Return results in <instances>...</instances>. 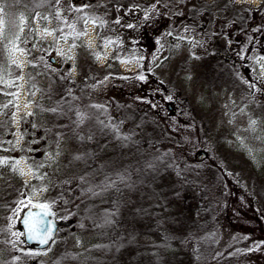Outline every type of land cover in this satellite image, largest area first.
Returning <instances> with one entry per match:
<instances>
[{"label": "trees", "instance_id": "1", "mask_svg": "<svg viewBox=\"0 0 264 264\" xmlns=\"http://www.w3.org/2000/svg\"><path fill=\"white\" fill-rule=\"evenodd\" d=\"M78 2L80 13L90 10L82 8L83 3H98L112 10L111 0H66V5L74 8ZM220 2L223 4L219 15L210 11L211 6L206 3L192 7L186 15L177 11L182 0H172L170 5L162 3L164 8L173 10L146 32L150 37L157 31L180 34L193 29L202 39L214 40L210 49L193 62L186 58L178 63L180 69L196 73L210 86L238 78L242 71L239 63L254 60L255 54L264 51V5L262 9L238 12L229 11L225 0ZM59 36L56 33L55 39ZM138 68L146 79H135L133 85L123 88L120 94L123 92L127 100L114 105L93 96L91 90L100 80L116 75V68H97L87 61L85 78L74 82L68 73L61 77L60 96L43 106L44 124L39 127L38 138L50 147L63 140L55 173L63 208L53 204L51 209L55 213L63 211L61 218L69 221V234L86 235L88 241L77 248L75 240L68 242L65 238L46 261L24 255V251L32 249L25 245L15 253V264H264V220L256 214L245 190L225 177L215 181L213 172V177H199L201 171L191 162L194 176L188 173L185 159L199 164L195 152L201 148V120L205 122V117L198 118L183 99L175 103L167 98L172 97L171 90L179 83L177 77L162 83L141 64ZM198 69L200 73L196 72ZM204 101L202 111H206ZM92 104L104 105L107 111L97 115L92 124L95 137L87 144L75 139L74 110L96 113L89 107ZM58 106H62L64 114L51 111ZM70 106L73 110H68ZM117 114L127 117L122 131L135 129L137 144L122 147L101 128L99 121L110 117L119 120L113 116ZM87 124L86 120L75 131L84 135L81 130H86ZM166 152L170 153L168 159L186 169L181 175L171 167L155 175V179L153 173L140 175L136 171L146 167L157 153ZM205 159L210 161L211 157L201 158ZM133 170L137 172L135 176ZM125 172L137 183L123 188V194L114 190L101 195L84 193L88 185L82 177L95 185L106 176L115 178ZM23 195L26 193H21L15 183L11 195L0 194V217L4 216L3 211L12 212L16 223L20 213L16 209H22L18 202L24 200ZM7 198L13 200L12 210L7 207Z\"/></svg>", "mask_w": 264, "mask_h": 264}, {"label": "rangeland", "instance_id": "2", "mask_svg": "<svg viewBox=\"0 0 264 264\" xmlns=\"http://www.w3.org/2000/svg\"><path fill=\"white\" fill-rule=\"evenodd\" d=\"M182 1L183 4L177 6L181 15H186L192 7H197L200 3L210 5V11L219 15L223 4L220 0ZM225 1L230 7L229 11L238 12L243 9L258 10L264 5V0L259 7L245 2L238 4L235 0ZM38 2L39 0H20L16 4L15 0H0V5H10L5 7L0 17L5 20L7 28L11 27L9 21L14 22L16 27L13 31L20 37L19 40L14 39L13 31H9L8 40L0 42V64L4 66L6 73H13L12 77L5 75L4 81H0V103L13 99L4 95V92L19 91L16 98L19 109L9 108L6 110L8 116L0 115V141L4 142L0 144V159H21L19 169L24 172L21 175L19 170H13L10 165H0V190L3 181L12 180L19 185L21 193H26L27 202L48 203L51 206L55 204L63 208L58 198L59 183L55 178L63 140L54 147L43 143V138L39 140L37 132L44 124L43 106L60 96V79L63 75L68 73L74 82L86 77L87 61L97 68L117 69L116 75L108 76L95 84V88L91 90L93 96L101 97L105 103L112 105L124 102L127 98L123 96V92L120 94V91L133 85L140 74L138 66L141 64L159 82L166 83L169 79L177 77L179 83L171 90V101L180 103L183 99L187 108L193 107L190 110L194 109L198 118L202 115L206 119L205 122L201 120V148L195 152V160L199 164L185 159L188 173H194V168L190 167L191 162L201 171L199 177H213V172L216 174L215 181L219 177H225L233 185L243 188L254 203L256 214L264 220V51L255 54L254 60L245 61L243 65L239 63L242 71L238 78H227L210 86L196 73L188 74L187 70L180 69L178 63L186 58L193 62L200 53L210 49L214 40L202 39L198 31L193 29L180 34L171 32V35L165 31H157L149 37L146 32L152 29L157 21L168 17L173 10L158 5L157 11L148 13L149 19L145 20L143 9L155 3V0H111V11L97 3L89 5L88 12L81 13L77 12L81 7L79 2L73 4L74 8H68L66 0H59V3L49 0L43 7H37ZM84 5L83 3L82 6ZM37 13L40 17L47 16L48 19L38 18ZM56 13H59V17ZM85 17L88 19L87 24L82 19ZM117 20L119 23H116ZM129 24L133 27H127ZM71 25H74L75 29L70 27ZM45 29L52 32V35ZM81 29H86L87 34L75 39ZM56 33L61 34L57 39ZM91 33L94 34L93 45L88 36ZM109 40L115 43L106 44ZM219 41L225 40L221 38ZM73 43L76 47H71ZM19 49L25 51L21 52ZM97 54L99 59L96 58ZM50 57L54 58L55 63L50 62ZM117 59L136 61L137 70L132 73L122 72ZM13 60L17 63L19 60L23 61L21 68H16L12 64ZM200 71L198 69L196 72ZM15 76L24 77L16 82L18 87H5V81L11 84ZM29 78L31 84L28 83ZM245 80L256 83L259 91L251 90L248 84L243 82ZM29 90L34 93L30 97L27 95ZM185 98L190 102L187 103ZM29 99L32 103L25 107ZM202 100H205L206 111L200 108ZM13 111H16L14 119L10 118ZM29 112L34 115L28 116ZM113 116L121 118L122 115ZM250 119L259 122L255 132L247 131ZM29 136L32 137L31 140L27 139ZM75 139L80 140L77 136ZM241 139L245 146H241ZM7 141H12L13 144H8ZM90 141L84 142L89 144ZM35 146V151H29ZM206 155L211 157V162L207 159L201 160ZM29 163L43 167H33L30 172L27 167ZM136 173L133 170V176ZM192 173L191 177L194 176ZM62 214V210L56 213L58 221L62 220ZM58 229L54 235L56 242L51 245V250L45 252L42 249L41 254L35 258L41 261L50 259L65 238L68 242H71L70 239L75 240L77 248L88 241L86 235L69 234L67 226L61 225ZM14 232L21 230L15 225L0 229V262L3 264H15V253L25 246L15 243L16 237L12 235Z\"/></svg>", "mask_w": 264, "mask_h": 264}, {"label": "snow or ice", "instance_id": "3", "mask_svg": "<svg viewBox=\"0 0 264 264\" xmlns=\"http://www.w3.org/2000/svg\"><path fill=\"white\" fill-rule=\"evenodd\" d=\"M20 0H15V3L18 4ZM49 0H39L37 7H43L45 3H48ZM56 3H59V0H55ZM167 3L171 4L172 0H155V3L150 5L148 8L143 9L145 11V16L144 19L147 20L149 19V14L150 12H155L157 11L158 5H161L162 3ZM10 5H0V13L4 12L5 7H8ZM89 7V5H84L82 8ZM81 10V9H78ZM242 11H250V9H243ZM38 18H42L44 20H47L48 17H40V14H36ZM57 17H59V13H56ZM84 23H88V19L82 18ZM116 23H119L117 20ZM8 24L11 25L10 28L6 27V22L3 19V17H0V42L8 40V35L7 33L9 31H13L15 29L16 25L14 22L9 21ZM70 27H73L75 29L74 25H71ZM127 27L132 28L133 25L129 24ZM22 31V29H21ZM46 32H48L49 35H52V32L48 31L45 29ZM62 31V29H61ZM86 29H81L79 32H77L75 39H78L79 36L86 35ZM168 35H171L169 32ZM13 36L14 39L19 40L20 37L15 34L13 31ZM115 43L114 41H106V44H111ZM71 47H76V44L73 43ZM19 51L24 52V49H19ZM71 58V57H69ZM97 59H99V54H97ZM242 59H246V57H242ZM126 62V61H122ZM31 63V62H29ZM139 63V62H138ZM12 64L16 68H21V64L17 63L15 60L12 61ZM5 75L12 77L13 73L11 71H8L7 73L5 72L4 66L0 64V81H4ZM23 76H15L12 79V83L9 84L5 81V87H12L13 85H16L18 87V84H16L17 81L23 80ZM107 79V77L105 78ZM136 79L144 81L146 79V76L144 73L139 74ZM244 83H247L249 88L253 91H259L257 89L256 83H252L250 81H243ZM29 84H31V78H29L28 81ZM34 87V86H33ZM6 96H11L13 99H10L6 102L0 103V115H5L8 116L9 113L6 111L9 108H13L18 110L19 109V104L17 102L18 96H19V91H12V92H4L3 93ZM34 93L29 90L27 92V95L30 97ZM69 94H71V90H69ZM169 100L172 99L171 96L167 97ZM147 102V101H145ZM32 101L29 99L25 103V107H28ZM39 107V105H37ZM89 107L96 109V113H88L86 111H82L80 109L74 110L75 114V119L73 120V125L75 126L74 132L75 135L83 142V141H88L92 140L95 137V130L92 128L93 122L96 120V117L99 113L101 112H106L107 109L104 105H97V104H92ZM68 110H73L71 106L69 107ZM52 112L54 113H61L64 114V109L62 106H58L57 108L51 109ZM28 116L34 115V113L29 112L27 113ZM16 117V111L11 112L10 118H15ZM127 117L120 118L119 120H116L115 118H109L107 121L101 120L99 121L101 128L105 130L106 132H110L113 137L121 144V146H129V145H134L137 144L138 141L134 139L136 136V131L135 129H129V130H124L122 131V128L125 124ZM21 120H23V117H21ZM88 121V124L86 126V130L82 129L81 131H85L84 135H81L79 131H75V129H79L80 125L85 124V121ZM259 122L255 120L250 119V126L247 129L249 132H255L257 129ZM142 125H137V127H141ZM35 127V125H34ZM22 136L24 133L21 134ZM59 137H57V140L59 141ZM238 139H240L238 137ZM4 143L3 141H0V144ZM8 144H13L12 141H7ZM241 146H245L243 140H240ZM150 147H154V144H150ZM7 151L8 149H4ZM20 151H24V149H20ZM29 151H35V149H30ZM249 151H251L249 149ZM170 153L166 152L163 153L162 155L157 153L153 157L151 161L146 162V167L144 168H139L136 169L137 172H139L140 175H143L145 172H150L153 173V179H155V175H159L162 170H166L167 168H173L174 170L177 171L178 175H181L183 171L186 169L182 168L178 164H176L173 160L168 159V156ZM81 157H77V159H80ZM31 159V158H29ZM21 163V159L15 158V157H6L3 159H0V165H10L13 170H19L20 174L23 175L24 172L22 169H19V165ZM27 167L29 168V171L31 172L33 167H43V165H32V164H27ZM82 181L84 184L88 185L86 189H84V193H90L91 195H101L104 192H107L109 190H114L116 193L123 194V188H131L134 187L137 181L132 180L131 174L129 172L125 173H119L115 178L113 177H105L99 184L93 185L91 181L88 180L87 177H82ZM123 186V187H121ZM178 195V193H177ZM19 205H22L24 208H31V209H38L39 211H27L24 216L22 217V222L25 227V231L23 232H14L12 233L13 236L16 237V244H22V245H27V244H35L37 247L35 249H27L24 251V255H29V256H36L41 254V250L43 249L45 252L51 250V245L55 244V239H54V233L58 232L59 229L56 228L54 222L50 217L54 215L53 211L51 210V204L48 203H31L28 201L27 203L23 200L18 202ZM21 208H17V214L21 211ZM106 223H110L109 220L106 219ZM23 238V239H21ZM45 246H48L45 248Z\"/></svg>", "mask_w": 264, "mask_h": 264}, {"label": "flooded vegetation", "instance_id": "4", "mask_svg": "<svg viewBox=\"0 0 264 264\" xmlns=\"http://www.w3.org/2000/svg\"><path fill=\"white\" fill-rule=\"evenodd\" d=\"M248 62V61H247ZM243 65V64H242ZM38 134H39V131L37 132ZM28 140H31L32 139V137H28L27 138ZM32 146H34V145H32ZM36 148V146L33 148V149H35ZM24 177V176H23ZM1 187H2V189L0 190V194H6L7 193V195H11V193H12V189H13V181L12 180H5V181H3L2 182V184H1ZM10 197V196H9ZM23 198H24V200L23 201H25L26 203H27V201H26V196L25 195H23ZM7 207H8V209H10V210H12L13 209V200L10 198V199H8L7 198ZM25 208L22 206V210L20 211V213H19V216H18V218L16 219V223H15V218H14V216H13V213L12 212H10V213H8V214H6L4 211L2 212V213H4L3 215V217H0V229H5V228H10V227H13L14 225L18 228V229H21V225H20V223H19V217H20V215H21V213H22V211L24 210ZM53 210V209H52ZM54 211V210H53Z\"/></svg>", "mask_w": 264, "mask_h": 264}, {"label": "water", "instance_id": "5", "mask_svg": "<svg viewBox=\"0 0 264 264\" xmlns=\"http://www.w3.org/2000/svg\"><path fill=\"white\" fill-rule=\"evenodd\" d=\"M49 60H50V62L55 63L53 57H50ZM203 155H204V154H203ZM27 211H39V210H38V209L26 208V209L22 212V214H21V216H20V218H19V223H20V225H21L22 232L25 231V227H24V224H23V222H22V217L24 216V214H25ZM54 218H55L54 215H53L52 217H50V219H52V221L54 222L56 228H58V227L61 226V225H68V224H69L68 222H65V221H61V222H58V223H57V222L54 220ZM54 235H55V233H54ZM27 245H29V246H33L34 248L37 247V245H35V244H27ZM45 247H46V246H45Z\"/></svg>", "mask_w": 264, "mask_h": 264}, {"label": "built area", "instance_id": "6", "mask_svg": "<svg viewBox=\"0 0 264 264\" xmlns=\"http://www.w3.org/2000/svg\"><path fill=\"white\" fill-rule=\"evenodd\" d=\"M236 1L237 2H244L245 0H236ZM252 2L255 3V4H258L260 2V0H252ZM88 36L90 38L89 41H91V45H93L94 34L91 33ZM119 66H120V68L122 70H130V71H132V70L135 69V63H133V62H123V63H120Z\"/></svg>", "mask_w": 264, "mask_h": 264}]
</instances>
